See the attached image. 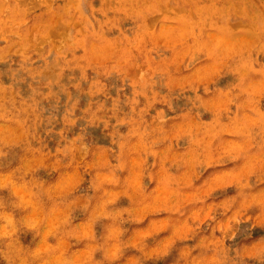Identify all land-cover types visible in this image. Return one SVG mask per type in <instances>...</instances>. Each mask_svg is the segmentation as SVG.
I'll return each mask as SVG.
<instances>
[{
  "label": "rangeland",
  "instance_id": "374dc122",
  "mask_svg": "<svg viewBox=\"0 0 264 264\" xmlns=\"http://www.w3.org/2000/svg\"><path fill=\"white\" fill-rule=\"evenodd\" d=\"M0 264H264V0H0Z\"/></svg>",
  "mask_w": 264,
  "mask_h": 264
},
{
  "label": "bare ground",
  "instance_id": "6f19581e",
  "mask_svg": "<svg viewBox=\"0 0 264 264\" xmlns=\"http://www.w3.org/2000/svg\"><path fill=\"white\" fill-rule=\"evenodd\" d=\"M66 5V4H65ZM101 225V224H100ZM45 245V244H44ZM42 246V245H41Z\"/></svg>",
  "mask_w": 264,
  "mask_h": 264
}]
</instances>
